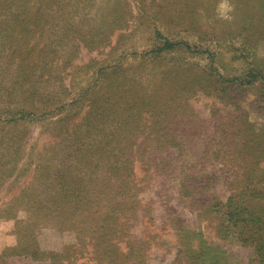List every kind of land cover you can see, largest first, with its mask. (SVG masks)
<instances>
[{
    "label": "rangeland",
    "instance_id": "374dc122",
    "mask_svg": "<svg viewBox=\"0 0 264 264\" xmlns=\"http://www.w3.org/2000/svg\"><path fill=\"white\" fill-rule=\"evenodd\" d=\"M208 1L17 0L11 11L0 5V31L9 30L0 34V253L15 245L25 231L36 234L38 247L46 251L61 250L64 244L75 241L71 230L47 225V166L54 169L61 160L74 164L75 153L66 148L67 132L78 128L104 97L119 89V76L107 72L120 67L129 78L137 79L138 84L129 93L165 96L157 88L161 86L160 77L167 76L171 78L169 84H177L204 65L205 53L196 55L180 48L150 53L160 44L155 29L193 48L213 50L223 73L241 71L229 51V45L242 46L241 37L233 38L221 29L230 26L233 2L217 0L210 8ZM9 12H17L19 17L4 21L12 18ZM35 13H43L41 21L35 22ZM31 45L33 51H25ZM259 46L257 54L264 57V44ZM172 89L178 90L171 88L170 96ZM262 91L260 86L239 89L234 91L235 97L226 99L217 97L211 87L206 91L196 88L189 92L182 110L172 112V118L183 112L180 120L188 118L190 112L196 113L206 127L203 137L207 147L191 158H182L176 148H169L158 165V157L156 161L143 157L134 160L139 209L127 238L140 240L142 248H137L125 264H138L139 258L145 264H190L181 252L198 245L207 251V259H217L219 264H259L252 248L238 241L233 229L225 230L220 213L212 212V205L223 204L230 194L227 179H231V167L221 153L215 154L208 147L217 146L211 139L215 135L213 111L224 115L238 104L251 123L264 129V99L258 96ZM112 110L115 112V108ZM146 133L148 129H140L134 134L140 139ZM217 147L223 151L220 145ZM93 148H81L84 161L90 159ZM132 148L136 145L129 151ZM100 168V173L108 171V165ZM203 173L215 176L200 183L209 186L203 193L204 201L195 203L180 194L179 186L189 174L194 183ZM85 179L89 183V177ZM40 205L44 207L40 209ZM120 245L125 251L124 242ZM71 260L63 264H94L89 255ZM0 264L53 263L47 258L19 254L5 256Z\"/></svg>",
    "mask_w": 264,
    "mask_h": 264
},
{
    "label": "trees",
    "instance_id": "16d2710c",
    "mask_svg": "<svg viewBox=\"0 0 264 264\" xmlns=\"http://www.w3.org/2000/svg\"><path fill=\"white\" fill-rule=\"evenodd\" d=\"M16 1L0 0V5L11 11ZM231 1L233 11L230 26L221 29L233 38L241 37L242 46L229 45L230 59L239 63L241 71L223 73L219 69L217 54L213 50L193 48L188 42L169 39L155 29V36L160 40V44L152 48L150 53H168L177 48L196 55L205 53L204 65L195 75L181 79L180 84L171 85V78L160 77L161 86L157 88L161 89L165 96L159 93H129L138 84L137 79L129 78L120 67L107 72L119 76L116 84L119 83V89L104 97L84 122L77 125L78 128L67 132L69 144L66 148L75 153L72 156L74 164H66L65 160H61L54 169L47 166V225L55 224L59 225L60 229L71 230L75 241L64 244L61 250L46 251L38 247L36 234L25 231L21 233L15 245L0 253V262L5 256L25 254L33 258H47L53 264H63L71 259L89 255L94 264H125L131 255L136 253L137 248L141 250L140 240L134 242L133 239L127 238L131 235V220L137 217L139 209L137 206L140 187L134 178V160L143 157L147 161H156L158 157L155 162L158 165L162 162L161 155L169 148H176L182 158H191L198 152H203L202 148L207 147L203 136L207 132L204 123H201L202 119L193 112H190L185 120L179 118L184 116L183 112H179L178 117L171 116L175 109L182 110L189 92L193 89L206 91L211 87L217 97L231 99L235 97V90L253 89L255 86L264 88V57L257 54L259 45L264 44V0ZM216 2L217 0H209L210 8ZM9 14L12 18L4 21H13L19 17L17 12ZM42 15L43 13H35V22L41 21ZM7 31L9 30L0 31V34H7ZM33 48L31 45L25 51L32 52ZM177 68L183 69L180 66ZM128 82L134 86L126 88L129 86ZM148 86L150 83L144 90ZM173 87L178 90L172 89L170 96V89ZM262 95L264 91L258 94L260 99H264ZM114 108L115 112L112 110ZM30 114L27 113L28 116ZM212 115L215 135L211 139H214L223 151L217 146L208 148L215 154L221 153L231 167V179H227L230 181L227 184L230 194L223 204L218 202L212 205V212L220 213V218L225 223L224 229H233L236 239L244 245H249L255 259L259 264H264V129L251 123L238 104L225 111L224 115L219 110L215 113L213 111ZM142 119L144 122H141ZM140 129H148L149 133L139 139L134 133ZM133 144L136 149L129 151ZM89 145L94 148L91 149L90 159L84 161L80 151L83 146L87 148ZM136 150L138 151L135 152ZM91 161L95 168L90 166ZM101 165H108V171L102 170L100 173ZM89 168L92 170H88ZM86 169L87 171H84ZM128 170L130 172H127ZM86 176L89 177V183L85 179ZM190 176L192 174L188 177ZM188 177L179 186L180 194L195 203L204 201L206 195L203 193L209 191V186H200V183L210 181L215 176L203 173L196 176L198 181L194 183ZM76 180L81 183L78 184ZM91 181L95 182L92 187L89 186ZM206 199V205H209L210 200ZM28 204L34 205L29 202ZM10 206L13 207L14 203ZM40 206V209L44 207ZM123 242L125 251L120 245ZM188 248L194 246L188 245ZM206 253L200 245L181 252L183 256L186 255L190 264H219L217 259H207ZM137 261L138 264H145L143 258Z\"/></svg>",
    "mask_w": 264,
    "mask_h": 264
}]
</instances>
